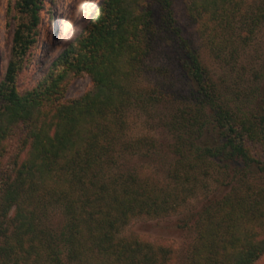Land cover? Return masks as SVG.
<instances>
[{"label": "trees", "instance_id": "obj_1", "mask_svg": "<svg viewBox=\"0 0 264 264\" xmlns=\"http://www.w3.org/2000/svg\"><path fill=\"white\" fill-rule=\"evenodd\" d=\"M177 1L103 0L46 75L24 91L17 81L37 42L44 3L9 5L7 15L16 10L19 23L0 82V264H174L170 249L123 231L137 218L176 212L209 188L213 172L229 174L234 185L181 220L195 234L186 264H256L264 256V67L241 93L246 101L234 97L179 26ZM181 1L221 62L236 52L240 29L247 45L264 26V0ZM159 49L161 80L150 86L147 66ZM84 75L92 89L67 100L70 79ZM155 112L171 136L163 183L121 165L160 154L154 137L130 132L134 119L147 126ZM56 211L66 218L58 228L51 224Z\"/></svg>", "mask_w": 264, "mask_h": 264}, {"label": "rangeland", "instance_id": "obj_2", "mask_svg": "<svg viewBox=\"0 0 264 264\" xmlns=\"http://www.w3.org/2000/svg\"><path fill=\"white\" fill-rule=\"evenodd\" d=\"M103 0H43L44 10L42 19L37 28V42L31 49L23 70L18 77V88L20 91L32 89L49 71V66L56 60L65 48L78 36L80 30L93 18L99 4ZM15 0H1L0 3V82L5 77V73L10 61L13 35L15 27L19 23L17 11H13L12 17L8 14V7ZM175 15L178 24L183 32L192 37L197 46L200 47L202 60L209 68L212 75L228 91L236 97L241 95L240 100L246 101L248 88L254 85L264 67V26L258 28L247 45L244 40L247 31L240 29V38L236 39L234 48L236 52L232 55L227 53L226 61H219L206 47L199 32L188 20L183 1L175 3ZM164 49H159L153 59L148 62L147 76L145 83L153 86L159 79L157 67H161L165 60ZM163 76V75H162ZM261 81V80H260ZM259 81V82H260ZM264 86V84H263ZM93 87L89 75L72 77L67 87V100H75L82 97ZM161 109V108H159ZM161 114L155 112L147 115V126L142 119H134L132 122L131 136L134 138L147 136L157 140L159 155L148 156L147 160L132 158L122 162V169L135 171L147 175L154 179L165 181V171L170 164L169 144L171 136L167 129L160 128ZM16 142H13L11 154L15 152ZM252 180L258 183V176H252ZM208 189L201 190L190 202L182 204L176 212L160 219L148 217L135 219L124 231L125 236L139 237L146 242H150L158 247H165L173 252L174 264H186L189 250L192 247L195 234L190 227L182 228L181 220L186 217L194 218L202 208V204L208 196H222L231 191L234 185L233 177L223 172H213L207 177ZM163 183V182H162ZM66 218L61 211L53 212L51 224L61 227L65 224ZM67 264H70L67 262ZM256 264H264V256Z\"/></svg>", "mask_w": 264, "mask_h": 264}]
</instances>
